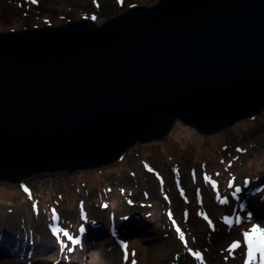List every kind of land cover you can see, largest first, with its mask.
Instances as JSON below:
<instances>
[{"label": "water", "instance_id": "95a60500", "mask_svg": "<svg viewBox=\"0 0 264 264\" xmlns=\"http://www.w3.org/2000/svg\"><path fill=\"white\" fill-rule=\"evenodd\" d=\"M262 110L264 0L0 31V181L101 167L177 121L211 133Z\"/></svg>", "mask_w": 264, "mask_h": 264}, {"label": "rangeland", "instance_id": "374dc122", "mask_svg": "<svg viewBox=\"0 0 264 264\" xmlns=\"http://www.w3.org/2000/svg\"><path fill=\"white\" fill-rule=\"evenodd\" d=\"M155 1L0 0V31L81 17L101 23ZM117 222L127 233L102 245ZM252 224L264 227V110L211 133L177 121L165 138L134 144L96 169L0 181V264H62L80 246L85 264L90 255L96 264H244L243 232ZM234 241L241 246L229 255ZM53 242L64 246L62 257Z\"/></svg>", "mask_w": 264, "mask_h": 264}, {"label": "snow or ice", "instance_id": "6c2138e0", "mask_svg": "<svg viewBox=\"0 0 264 264\" xmlns=\"http://www.w3.org/2000/svg\"><path fill=\"white\" fill-rule=\"evenodd\" d=\"M33 2H35V0H33ZM93 19H95V17H93ZM235 191L238 193L240 189L236 188ZM248 219L251 220V214H249ZM240 222V218L236 217L235 223L239 224ZM64 235L67 236L68 233L65 232ZM180 238L183 240L184 237L182 234ZM243 238L247 249L245 252L244 264H264V227L259 224H252L250 228L243 232ZM240 246L239 241H234L227 249L229 255ZM123 247L125 250L127 249L126 244L123 245ZM194 255L200 258L199 253H195ZM125 259H127V251H125ZM132 264H136V262L133 261Z\"/></svg>", "mask_w": 264, "mask_h": 264}, {"label": "bare ground", "instance_id": "6f19581e", "mask_svg": "<svg viewBox=\"0 0 264 264\" xmlns=\"http://www.w3.org/2000/svg\"><path fill=\"white\" fill-rule=\"evenodd\" d=\"M118 226H119V222H117L116 223V225L114 226V231H113V234L112 233H109V232H107V233H104V237L101 239V244L102 245H107L108 243H110L111 241H114V240H116L117 238H119V237H115L116 235L114 234V233H119L120 231H119V228H118ZM137 227H138V225H136ZM85 231L86 232H88V233H90L91 235H93V234H95V233H93L94 231H96L95 230V228H93V226L92 225H88V227H87V225H86V229H85ZM97 235V234H96ZM153 236V232H150V233H147V234H145L144 235V237L146 238V239H148V238H151ZM89 238H91V237H89ZM98 238V236H95V238H91L90 239V242L91 243H94V242H96L95 240ZM92 239L94 240V241H92ZM1 247V246H0ZM3 248L1 247V249H0V252L2 251L3 252ZM151 254H152V252H151ZM153 255V254H152ZM85 256L86 255H83V257L85 258ZM87 257V256H86ZM150 257H152V256H150ZM88 262L89 263H91V264H96V262L93 260V257H92V255H90V257H89V259H88ZM64 264H66L65 262H63Z\"/></svg>", "mask_w": 264, "mask_h": 264}, {"label": "trees", "instance_id": "16d2710c", "mask_svg": "<svg viewBox=\"0 0 264 264\" xmlns=\"http://www.w3.org/2000/svg\"><path fill=\"white\" fill-rule=\"evenodd\" d=\"M186 126H189V125H186ZM189 127H191V126H189ZM192 129H195V128H193V127H191ZM196 130V129H195ZM197 131V130H196ZM199 132V131H198ZM91 169H93V168H91ZM96 169V168H95ZM62 172V171H61ZM66 173V172H65ZM29 178L30 177H28V178H25V179H22L21 181H23V180H29ZM11 184H15V183H11ZM72 201H69V203H71ZM117 203H124V201L123 200H121L120 198L118 199V201H117ZM61 205H63V204H61Z\"/></svg>", "mask_w": 264, "mask_h": 264}]
</instances>
